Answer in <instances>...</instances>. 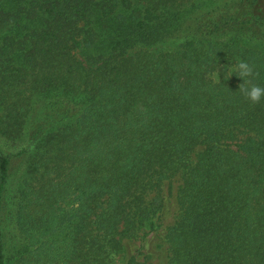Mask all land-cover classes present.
Instances as JSON below:
<instances>
[{
  "label": "trees",
  "instance_id": "obj_1",
  "mask_svg": "<svg viewBox=\"0 0 264 264\" xmlns=\"http://www.w3.org/2000/svg\"><path fill=\"white\" fill-rule=\"evenodd\" d=\"M253 85L264 0H0V264H112L175 178L167 264H264Z\"/></svg>",
  "mask_w": 264,
  "mask_h": 264
},
{
  "label": "rangeland",
  "instance_id": "obj_2",
  "mask_svg": "<svg viewBox=\"0 0 264 264\" xmlns=\"http://www.w3.org/2000/svg\"><path fill=\"white\" fill-rule=\"evenodd\" d=\"M198 4L200 10L205 7H211V2L200 1ZM197 6V7H198ZM167 43H163L160 47H169ZM171 185V191H170ZM179 180L173 179L171 182L165 181L161 186V194L164 197V205L158 216L152 220V223L145 227L138 237L133 239L122 240V251L117 253L112 264H127L130 257H135L136 260L145 264H167V250L164 239L166 227L171 225L178 212L176 200ZM4 241L8 239L15 240V231L11 225V218L3 226ZM8 243V242H7Z\"/></svg>",
  "mask_w": 264,
  "mask_h": 264
},
{
  "label": "clouds",
  "instance_id": "obj_3",
  "mask_svg": "<svg viewBox=\"0 0 264 264\" xmlns=\"http://www.w3.org/2000/svg\"><path fill=\"white\" fill-rule=\"evenodd\" d=\"M235 68L239 71V77L243 78L252 74V69L246 62H239L235 65ZM215 78H219V73L214 74ZM246 93L248 98L253 102H258L261 98H264V88L253 85L249 88L241 89Z\"/></svg>",
  "mask_w": 264,
  "mask_h": 264
}]
</instances>
